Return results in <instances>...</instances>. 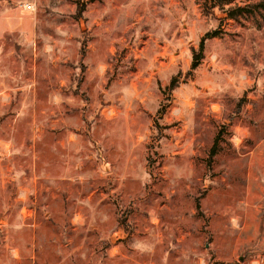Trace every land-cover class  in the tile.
I'll use <instances>...</instances> for the list:
<instances>
[{
  "label": "rangeland",
  "instance_id": "rangeland-1",
  "mask_svg": "<svg viewBox=\"0 0 264 264\" xmlns=\"http://www.w3.org/2000/svg\"><path fill=\"white\" fill-rule=\"evenodd\" d=\"M0 264H264V0H0Z\"/></svg>",
  "mask_w": 264,
  "mask_h": 264
},
{
  "label": "trees",
  "instance_id": "trees-1",
  "mask_svg": "<svg viewBox=\"0 0 264 264\" xmlns=\"http://www.w3.org/2000/svg\"><path fill=\"white\" fill-rule=\"evenodd\" d=\"M226 2L228 0H212L213 4L214 5H219V4H222L223 2ZM213 33L211 32H206L204 34V36L201 38L200 40V43H199V51L196 52L194 49H193V57H192V64H191V67H190V70L187 72V73H190L191 70L195 69L199 63H200V59L202 58V50H203V45H204V39L211 36ZM177 86V82H176V78L173 77L171 79V82H170V89H173ZM217 150V142H215L211 148H210V156H213L215 154ZM196 207H198V204H196Z\"/></svg>",
  "mask_w": 264,
  "mask_h": 264
}]
</instances>
